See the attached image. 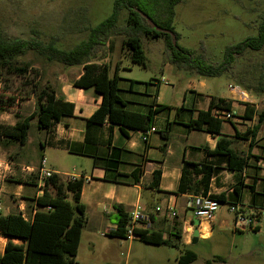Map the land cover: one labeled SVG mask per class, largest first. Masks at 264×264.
<instances>
[{
	"label": "rangeland",
	"instance_id": "1",
	"mask_svg": "<svg viewBox=\"0 0 264 264\" xmlns=\"http://www.w3.org/2000/svg\"><path fill=\"white\" fill-rule=\"evenodd\" d=\"M113 1L0 0V31L9 37H33L45 43L53 41L59 48L71 49L88 36L91 27L112 12ZM174 11L173 26L179 34V39H176L178 45L191 50L194 56H204L207 61L218 63L223 59L226 46L257 33V24L264 16V0H181ZM126 14L127 10L122 9L117 27L103 39V45L98 46L92 60H106L111 73L115 61L120 60L121 83H124V78L144 82L159 79L162 69L166 81H162L159 99L167 105L164 110L169 113L170 119H178L184 112L180 107L182 103L184 107L201 103L202 97L189 90L190 87L201 89L198 77L202 76L171 64L165 37L141 36L145 66L133 63L127 48L122 45ZM19 61L30 64L26 72L18 73L0 67V132L3 127L13 126L35 110L36 94L40 87L48 85L58 92L61 82L69 77L66 66L57 61L48 62L34 51L27 52ZM262 64L263 51L246 50L235 59L228 73L202 77L207 87L201 91L211 95H227L228 84H238L243 88L242 82L255 86ZM245 91L249 104H252L258 116L259 112L264 111V94ZM241 103L243 101L236 105V109ZM254 120L257 121V117ZM253 123L246 120L241 131ZM44 131L37 128L36 118H32L27 143L21 145L0 135V188L12 191L17 185L16 180L37 182L40 150L35 151L34 147L38 146L37 139L43 137ZM259 132H264V123ZM260 162L263 164V161ZM0 201L1 213L21 211L18 205L22 204V212L28 216L31 197L4 196L0 190ZM226 207L225 203H221L216 211L212 237L199 239L191 245L197 254V259L191 264H264V219L259 222L258 231L232 229L230 224L222 227L218 225V220H230L232 216ZM187 216H192V213L187 212ZM110 221L113 222V219L110 218ZM4 241L0 237V251ZM111 242L114 244V241ZM90 249L83 239L76 257L80 264H178L177 258L183 246L180 243L177 246H158L138 239H127L117 250H101L97 245V252L92 256Z\"/></svg>",
	"mask_w": 264,
	"mask_h": 264
},
{
	"label": "crops",
	"instance_id": "2",
	"mask_svg": "<svg viewBox=\"0 0 264 264\" xmlns=\"http://www.w3.org/2000/svg\"><path fill=\"white\" fill-rule=\"evenodd\" d=\"M103 61L106 62V60ZM119 61H115L112 73L109 69L110 76L115 72L117 65V74L120 77ZM82 71L81 65L66 68L69 77L61 82L58 92L66 101L73 104V112L71 115H63L49 132L44 131L43 137H38V146L34 147V150H40V159L44 157L46 164L48 163L47 167L57 175V184L63 186L66 183L68 179L65 174L82 179L80 201L85 206L86 223L82 228L79 246L85 239L91 248L92 256L97 252V245L101 250L111 248L117 250V247L127 239H138L136 236L123 238L109 235V231L116 227L118 212L115 204L123 205L129 214L134 210H139L144 215L151 214L152 218L149 223L138 222L136 227L162 231L164 239L175 232L172 226L178 223L180 227L178 243L183 246V249L193 250L191 245L199 239L207 240L212 237L216 213L212 219L195 218L193 214L187 216V212L192 213L190 202L202 195L177 192L185 160L212 163L215 170L210 178L207 194L224 192L225 202H220L219 206L225 203L227 211L232 203L240 205L245 211L264 209V132H257L256 143L251 149L249 140L236 136L237 132H243L240 128L244 126L246 120L253 123L257 117V113L251 119L244 117L245 104L252 106L249 104L247 93L244 97L230 90L227 95L204 93L201 89L206 88L207 84L202 77H198L200 79L198 86L201 89L190 87L189 91L200 95L201 103L198 102L191 107H184L182 103L180 107L184 112L178 119H170L169 113L160 109L152 117L155 131L150 132L146 141H142L140 129L128 127L122 129L120 125L111 124L108 121L101 124H87V118L101 103V95L95 93L92 87L83 88L72 84V81L78 78ZM160 74L159 79L153 78L148 82L124 78V83H121L123 79L120 77L118 87L119 95L124 100L122 108L145 114L150 105L156 109L159 104H164L159 99V90L164 79L162 69ZM211 96L231 100V111L234 112V117L224 120L221 131L216 134L188 128L185 123L195 116L197 110L207 108ZM241 101H243L242 105L236 109V105ZM241 109L242 113H240ZM236 110H239L237 114ZM185 112H187L186 115H184ZM167 122H170V132L168 137L164 138L160 130L166 127ZM221 137L231 139L230 148L238 155L245 156L250 151L253 155H259V159L249 157L247 165L241 171L227 170L225 157L207 153V150L215 148L217 140ZM260 161H263V164ZM27 168L32 169L29 166ZM136 168L141 169L138 175L134 174ZM156 170L160 172L157 188L151 185L153 173ZM199 177L200 175L195 179ZM255 177L254 190L250 191L249 185ZM240 181L243 182L241 188L238 187ZM15 184L17 185L12 191L0 188L4 196L13 194L23 198H32L40 195L43 186L38 177L37 182L24 180L15 181ZM235 186L239 188L240 195L234 192ZM50 188L54 192H51ZM48 190L51 194L55 193V188L51 185ZM67 195L69 198L70 193L67 192ZM168 205L174 207L177 213L175 218L165 216V209ZM18 206L22 212L24 205L19 204ZM157 207L160 210H157ZM34 208L31 201L28 216ZM8 212L12 211L8 210ZM230 213L232 214L231 219H220L218 225L223 227L230 224L234 229V214ZM22 214L28 217L24 212ZM263 219L264 217L260 218L259 222ZM259 222L256 225L258 230ZM2 238L5 240L4 246L7 238ZM12 240L18 242L17 239ZM111 241H114V244ZM2 250L3 248L0 252ZM76 257L73 264H80Z\"/></svg>",
	"mask_w": 264,
	"mask_h": 264
},
{
	"label": "trees",
	"instance_id": "3",
	"mask_svg": "<svg viewBox=\"0 0 264 264\" xmlns=\"http://www.w3.org/2000/svg\"><path fill=\"white\" fill-rule=\"evenodd\" d=\"M181 0H114L112 12L100 23L89 29L88 36L71 49L57 47L53 41L43 42L37 38H14L4 35L0 31V67L10 69L18 73H24L30 66L27 62L19 63V58L29 51H34L44 57L46 61H57L66 67L82 66L81 75L72 81L74 86L90 88L101 95V103L87 118V124H101L108 121L111 124L120 125L132 129L147 130L152 125L153 115L167 105L159 104L156 109L149 106L145 114L128 111L122 108L124 100L119 95L117 65L112 76L109 75L107 62L98 59L92 60L98 46L103 45V39L117 27V21L122 9L127 10L125 26L122 28L124 37L122 45L127 48L128 56L133 63L145 66V53L141 36L165 37L170 51V62L178 68L194 71L202 77L226 74L231 69L235 59L242 56L246 50L264 52V16L257 24V33L225 47L223 59L220 62H209L204 56H194L193 52L178 45L173 46L171 36L168 33L154 30L136 10L146 13L158 26L174 32L176 39L179 34L173 26L175 15L174 7ZM202 59V60H201ZM101 60V61H100ZM100 61V62H97ZM1 80V78H0ZM243 89L254 94H264V64L255 86L242 83ZM238 85V84H237ZM240 86V85H239ZM241 87V86H240ZM242 88V87H241ZM35 110L16 121L13 126L1 129L0 135L10 140H16L21 145L27 141L29 122L36 118L38 129L49 132L52 126L63 115H71L73 104L66 101L60 92L48 85L38 89L35 101ZM231 100L222 97L211 96L206 109H199L195 116L185 125L190 129L205 130L210 133H219L224 119L219 117V111L230 110ZM245 118L251 119L256 112L253 106L245 104ZM264 123V111L258 113L257 122L248 127L242 133L236 134L238 138L249 140L251 149L256 141L257 132ZM164 138L170 132V122L160 130ZM231 139L221 137L217 140L213 150H207L209 155L225 157L227 170L241 171L248 163L249 157L259 159V155H253L250 151L245 156H240L230 148ZM249 149V150H250ZM108 169V168H106ZM214 166L209 162L196 163L185 160L177 188L178 193L208 195L219 202H225L224 192L207 194L210 178L214 172ZM141 169L136 168L134 174L138 175ZM200 175L199 179H195ZM159 171H154L151 182L152 187L157 188ZM57 175L52 174L44 181L40 195L31 198L34 210L29 217H25L21 211L8 213L0 212V237L7 238L2 252H0V264H73L78 252L81 232L86 223L85 206L80 201L81 178L68 179L62 186L57 184ZM22 182L23 180H16ZM256 177L249 185L250 191L254 190ZM49 185L55 188V193L48 190ZM240 181L238 187H242ZM70 193V200L67 198ZM234 192L240 195L239 188L234 187ZM117 209L116 227L109 231V235L127 238L126 225L130 214L121 204H115ZM149 220L151 214L147 215ZM175 232L168 238L162 237V231L148 228H134V235L144 243L165 244L177 246L180 238L178 223L172 226ZM253 230L257 231L255 226ZM12 239H17L14 242ZM196 259L193 250L184 248L177 258L178 264H188Z\"/></svg>",
	"mask_w": 264,
	"mask_h": 264
},
{
	"label": "built area",
	"instance_id": "4",
	"mask_svg": "<svg viewBox=\"0 0 264 264\" xmlns=\"http://www.w3.org/2000/svg\"><path fill=\"white\" fill-rule=\"evenodd\" d=\"M228 89L230 91H236L241 97L246 96V92L243 88H241L237 84H228ZM219 117L224 120H230L234 117V112L230 110H222L219 111ZM155 127L151 126L147 130L141 131V139L142 141L147 140V136L150 132H154ZM53 172L46 165V160L42 157L38 164V179L42 185H44V181L46 178L52 176ZM67 179H74L73 176L69 174H65ZM219 201L216 199L210 198L208 195H202L200 197L195 198L190 202V209L195 218H205L212 219L219 208ZM2 204L0 201V212H1ZM160 210L159 207L156 208ZM229 211L234 214V229L245 230L253 228L257 225L260 218L264 217V209H256L245 211L241 208L240 205L236 203H232L229 206ZM165 216L167 218H175L177 213L173 206L168 205L165 209ZM138 222L149 223V218L147 215L142 214L139 210H134L130 213L129 221L126 225L125 235L127 238L134 237V228L136 227Z\"/></svg>",
	"mask_w": 264,
	"mask_h": 264
},
{
	"label": "water",
	"instance_id": "5",
	"mask_svg": "<svg viewBox=\"0 0 264 264\" xmlns=\"http://www.w3.org/2000/svg\"><path fill=\"white\" fill-rule=\"evenodd\" d=\"M136 10L139 12V14L146 20V22L149 24L150 27H152L154 30L159 32L168 33L171 36V42L173 46H176V36L173 31L164 29L160 26H158L146 13L136 8Z\"/></svg>",
	"mask_w": 264,
	"mask_h": 264
}]
</instances>
